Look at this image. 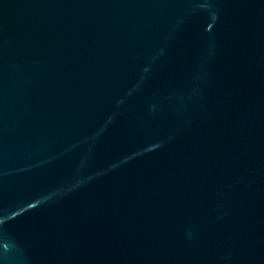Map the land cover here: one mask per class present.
<instances>
[{
	"label": "water",
	"instance_id": "95a60500",
	"mask_svg": "<svg viewBox=\"0 0 264 264\" xmlns=\"http://www.w3.org/2000/svg\"><path fill=\"white\" fill-rule=\"evenodd\" d=\"M0 264H264V0H0Z\"/></svg>",
	"mask_w": 264,
	"mask_h": 264
}]
</instances>
